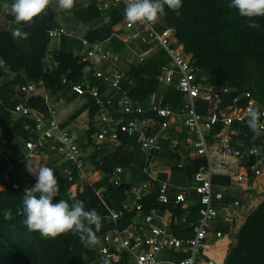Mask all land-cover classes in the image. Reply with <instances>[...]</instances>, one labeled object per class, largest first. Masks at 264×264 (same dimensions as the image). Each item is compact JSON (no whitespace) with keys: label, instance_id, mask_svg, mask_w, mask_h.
I'll return each instance as SVG.
<instances>
[{"label":"trees","instance_id":"obj_1","mask_svg":"<svg viewBox=\"0 0 264 264\" xmlns=\"http://www.w3.org/2000/svg\"><path fill=\"white\" fill-rule=\"evenodd\" d=\"M96 3L97 0H76L75 6L70 11L62 12L73 23L85 27L82 36L87 41L94 42L108 38V46L123 54V43L115 37H110L112 26L123 18L122 7L111 6L98 10ZM230 3L231 0H182L180 17L165 7L166 14L156 25L172 29L184 52L191 54L192 64L207 74L212 84L228 85L235 89L225 97L226 102L234 95L247 93V97L239 98L238 105L245 106L252 101L254 107L264 108V17L253 18L250 21L249 18L240 16L237 9L230 8ZM5 18L11 22L14 19L10 13L5 14ZM250 22H255L259 27L250 28L248 26ZM16 26L22 27L23 31L30 34L27 39H14L11 28L0 27V60L4 64V71L0 69V172L8 165H17L21 162L25 152L21 141L32 136L26 127H30L32 121L23 116L13 117L10 112L13 105L21 102L29 108L44 111V104L39 96L31 94L22 98L14 94V87L30 83L37 85L40 82L41 86L51 94L60 92L68 100H81L69 92L68 85L80 82L84 78V72L91 69L88 63L80 59V46L76 37L62 34L49 46L51 39L47 36V31L61 26L58 24L57 11L54 7H49L46 13L31 24ZM165 63L163 53L156 52L141 62L129 65L125 75L134 79L135 84L128 88V95L143 104L148 93L161 91L163 103L172 110H178L180 94L171 84L162 85L156 77L159 67ZM86 78L94 82L91 75ZM109 94L112 98V115L119 117V113L115 111L118 94L112 92ZM196 109L204 114L205 103L198 101ZM84 110L88 123L84 131L85 140L79 142L78 146L84 152L85 147L91 148L81 159L89 164L91 171L99 172L100 177L92 183L83 184L80 190L71 196L68 188L79 181L75 166L68 161H61V164L57 165L50 160L45 161L44 165L52 168L59 179L60 195L54 197L53 202L64 199L72 203L74 197L82 200L87 210L95 209L102 218V227L96 233L99 235L113 228L117 230L126 228L134 214L133 210L123 206L127 200V191L129 187L146 180L147 177L141 171L143 158L135 135L120 133L118 144L113 146L94 143L92 136L96 128L93 116L96 105L89 97L81 101L59 126L64 127ZM247 118L241 123L232 124L242 144L264 142V130L259 135L253 133L247 126ZM218 129L219 125H216L211 130L215 132ZM17 140L20 141V146L16 145ZM56 144V141L48 140L41 150L47 157L56 155ZM169 144L170 140H163L160 152L157 153L165 158L174 182H177L178 173L190 176L197 168L205 165L204 157L192 159L184 157L180 167H177L180 156L176 149L173 151L169 149ZM116 166L121 167L123 172L129 171L128 179L122 176L118 184L114 181ZM63 168L71 170L70 179L62 172ZM16 169L8 172L7 180H1L0 264H103L93 248L84 247L78 235L69 232L50 239L27 229L23 223L25 216L18 214L17 210L22 209L23 194L26 189L34 186L36 178L31 177L26 171L16 172ZM12 172L14 173L11 174ZM250 179L249 173V182ZM211 182L214 186H225L229 184V178L224 175H213ZM12 184H16V187ZM96 189L101 190L103 202L107 207L120 211L115 222L104 219L106 210L94 193ZM155 194V187H152L141 199V212H146L150 207H156L159 211L169 208L185 220L184 223L172 226L170 231L178 237L190 236L191 228L188 223L196 218V204L189 205L187 209H181L178 205L171 207L168 204L157 203ZM233 199L234 196H224L225 201ZM4 209L12 210L13 219H4ZM216 228L226 232L228 227L219 224ZM224 253L225 249L221 251L220 263ZM120 264H125L122 256ZM221 264H264V196L244 216L234 235V242L227 248Z\"/></svg>","mask_w":264,"mask_h":264},{"label":"built area","instance_id":"obj_2","mask_svg":"<svg viewBox=\"0 0 264 264\" xmlns=\"http://www.w3.org/2000/svg\"><path fill=\"white\" fill-rule=\"evenodd\" d=\"M111 6L122 7L123 18L112 27L110 37L121 41L130 55L124 65L121 63V56L108 46V38L89 42L82 35L67 32L61 26L47 31L51 40L62 34L76 37L81 61L91 66L89 71L84 72V78L80 82L70 83L68 86L69 92L81 101L89 97L96 105L93 116L96 128L92 136L94 143L113 146L118 144L120 133L135 135L143 158L141 171L147 179L129 187L127 200L123 205L134 211L129 224L124 229L113 228L97 235L99 243L93 249L102 262L107 260V264H120L121 256L125 264H217L205 253L206 239L209 235H213L214 240L221 237L222 232L216 228L217 225L225 224L229 229L243 218L241 212L250 206L251 199L246 195L247 204L243 207L239 194L243 195L249 189L252 179L264 178V142L243 145L237 130L232 127V124L241 123L247 118L248 109L254 107L252 101L245 106L238 105L240 97L248 96L247 93H242L230 97L226 102L225 97L235 89L228 85L206 82L202 71L192 64L191 54L185 53L182 45L177 42L172 29L159 27L156 23H127L124 19L125 0H98L96 3L98 10ZM120 29L121 33L118 32ZM156 52H162L166 59V63L159 67L156 77L162 85L171 84L180 94L178 110H172L164 104L159 92L148 93L143 104L128 95V88L135 84L134 79L125 75L129 65ZM0 69L4 71L1 60ZM88 75L93 77L94 82L86 78ZM110 92L118 94L115 111L119 113V117L112 115ZM57 93L51 94L40 82L37 85L30 83L14 87L15 95L22 98L37 95L44 104V111H37L17 102L10 111L11 114L32 121L30 127L26 126L32 136L23 141L25 152L21 162L45 155L41 149L48 140H54L57 142V157L72 163L76 168L77 178L80 179L83 178L79 163L82 150L68 133V129L59 126L55 100ZM198 101L205 103L204 114L196 109ZM258 109L264 113L263 107ZM175 121H179L188 132L189 136L185 139L188 155L204 157L206 160L204 166L191 173L186 183H173L150 175L154 156L160 150V141L166 138L161 132L152 133L150 127L156 122L159 130H162ZM260 122L264 124V116H261ZM216 125H219V129L211 133ZM263 130L264 128L260 129L259 133ZM61 136L67 142H62L59 139ZM175 145L176 141L171 140L170 149L175 148ZM180 165L179 162L177 167ZM17 167L8 165L0 172L1 188V180L8 179V172ZM62 172L69 179L72 177L70 169L63 168ZM114 173V181L118 184L123 176V169L116 166ZM213 175L227 176L229 184L214 186L211 182ZM154 182L157 203L171 207L178 205L181 209L196 204V218L188 223L191 228L190 236L178 237L170 231L172 226L184 223L185 220L169 208L159 211L156 207H150L146 212H141V199L149 193ZM241 182L245 183V188H236ZM233 185L236 192L231 189ZM12 186L16 187V184ZM76 187L70 193L71 196L80 190ZM94 193L106 210L104 219L115 222L120 211L104 204L100 189H96ZM226 195L234 196V199L225 201Z\"/></svg>","mask_w":264,"mask_h":264},{"label":"clouds","instance_id":"obj_3","mask_svg":"<svg viewBox=\"0 0 264 264\" xmlns=\"http://www.w3.org/2000/svg\"><path fill=\"white\" fill-rule=\"evenodd\" d=\"M76 0H13L9 5H3L5 11L14 17L16 25L31 24L36 18L46 13L49 7L55 3L59 10L70 11L75 6ZM165 7L175 12L180 17L182 0H125L124 19L127 23L155 24L165 13ZM230 8L237 9L239 15L249 18L264 17V0H231ZM250 28H258L255 22H250ZM14 39H27L30 35L23 31L22 27L11 29ZM264 113L256 107H250L247 111V126L259 135L260 129L264 128L260 118ZM62 142H67L61 136ZM26 170L36 177L33 187L26 189L22 199V209L17 213L25 216L23 223L30 232H38L42 237L55 239L62 234L71 232L78 235L85 248H93L98 243L96 233L102 227V218L95 210H87L82 200L72 198V203L60 199L54 203V197L60 195L59 179L55 171L41 163H33L27 160ZM5 220L13 219L11 209H4ZM107 264V260L103 262Z\"/></svg>","mask_w":264,"mask_h":264},{"label":"crops","instance_id":"obj_4","mask_svg":"<svg viewBox=\"0 0 264 264\" xmlns=\"http://www.w3.org/2000/svg\"><path fill=\"white\" fill-rule=\"evenodd\" d=\"M98 1V0H97ZM1 6H3V4L2 5H0V7ZM7 21H9V20H7ZM117 24V23H116ZM115 24V25H116ZM80 25V24H79ZM115 25H113V26H115ZM80 26H82V25H80ZM112 26V27H113ZM83 29L85 30V27L83 26ZM112 30V29H111ZM84 32V31H83ZM118 32L119 33H121L122 32V30L120 29V30H118ZM79 33V32H78ZM76 35H83V33H81V34H76ZM123 50H124V53L123 54H119L118 52H116V53H118L120 56H121V63L124 65L125 64V60L126 59H128L129 58V53H128V51H126L124 48H123ZM125 56V57H124ZM125 60H124V59ZM143 60V59H142ZM139 62H141V61H139ZM134 63H138V62H133L132 64H134ZM128 67V66H127ZM129 68V67H128ZM128 70V69H127ZM202 71V70H201ZM202 74H203V76L205 77V79H206V82H211L210 81V79H209V76L207 75V74H205L203 71H202ZM207 76H208V78H207ZM153 92H158L157 90H155V91H153ZM161 95H162V92L160 91L159 92ZM60 97L58 100L60 101H57V103L58 104H65V105H70L72 102H75L74 100H72V99H66L65 98V96L64 95H62L60 92H58L57 93V96L56 97ZM62 97V98H61ZM117 99H118V96H117ZM117 99H116V102H115V105L117 104ZM162 99H163V95H162ZM77 101H79V102H81V100H79V99H76ZM167 105V104H166ZM58 106V105H57ZM57 114H58V118H59V120H60V122H62L61 120H63L64 119V117L62 116V112H61V110H60V107L58 108L57 107ZM86 114V110H84V111H82L74 120H72L71 122H69L67 125H65V127L68 129V133L72 136V132H71V129H74V127H75V125H77V124H75V122H78V123H80L81 122V120L83 119V117H84V115ZM12 115H15V114H12ZM17 116V115H16ZM82 128H84V126L82 125ZM86 129V128H85ZM150 130H151V132L152 133H156V132H161L166 138L165 139H161V141H160V148H161V143H162V141L163 140H166V139H168V140H175L176 141V145H175V148H173V149H176V152H177V154L180 156V160L178 161V162H180V163H182V161L184 160V157L185 158H188V159H192V158H195V157H190L189 155H188V147H187V143L185 142V139L189 136L188 135V132L186 131V129L181 125V123L179 122V121H175V122H170L169 123V125H168V127L167 128H164V129H162V130H159V127H158V125H156V122L150 127ZM216 132V131H215ZM211 133H214V132H212V130H211ZM73 137V139H74V136H72ZM177 146V147H176ZM170 149V148H169ZM173 149H170L171 151H173ZM158 152H160V151H158ZM43 156H46V154L45 155H43ZM26 163H27V160L26 161H22V162H20L19 164H17V166H19L20 168H22V169H24V167L26 166ZM205 163H206V160H205ZM41 164H43V160L41 161ZM25 165V166H24ZM26 168V167H25ZM25 170V169H24ZM151 173H150V175L151 176H155V177H157L158 179H167L169 182H173L174 183V181L172 180V175H171V173H170V171H169V169H168V166H167V162H166V160H165V158H163L162 156H161V154H159V153H157L156 154V156H154V160H153V165H152V168H151V171H150ZM128 174H129V171L128 170H126L125 172H123V176H124V178L126 179H128ZM159 175H163V177H159ZM177 182L176 183H186L189 179H190V176H187L185 173H178L177 174ZM256 181H258V180H260V178L259 177H257L256 179H255ZM155 182L153 183V187L155 186ZM254 184H249L248 185V193L247 192H244L243 193V195H241V194H239V198H240V200H241V198H243L244 197V195L246 196V195H248L249 194V197H250V199H252L253 201H254V199H255V194L258 196V194L257 193H254L253 192V190H255L254 189ZM234 191L236 192L237 190L236 189H234ZM252 200H250V201H252ZM242 205H243V207H245L246 206V204H247V202H243V203H241ZM248 210V208H244L243 209V211L241 212V214H242V217L244 218V216L246 215V211ZM242 218V219H243ZM238 227V224H236L234 227H232V228H227V231L226 232H222V234H221V236H223V237H220V238H218V239H216V240H214V237H213V235H209L208 236V238H207V240L205 241V245H209V247L211 248L212 246H214L213 247V252H215V254L217 255V256H219L220 254H221V251L222 250H224V246H225V253H226V251H227V245L229 244V242L230 241H232L233 239H234V236L233 235H235V233H236V228ZM229 234H231L232 235V238L231 239H229L228 237H229ZM209 240H211V243L209 242ZM209 242V243H208ZM224 242H228L227 244H224V245H222V246H220V250H217V248H218V246L220 245V243L221 244H223ZM217 243H219V244H217ZM205 248V247H204ZM225 253H224V255H223V258H224V256H225ZM216 256V257H217ZM223 258H222V261H223ZM221 261V262H222ZM219 262V261H218ZM221 264V263H220Z\"/></svg>","mask_w":264,"mask_h":264},{"label":"rangeland","instance_id":"obj_5","mask_svg":"<svg viewBox=\"0 0 264 264\" xmlns=\"http://www.w3.org/2000/svg\"><path fill=\"white\" fill-rule=\"evenodd\" d=\"M12 2H13V0H0V5H2V4L4 5L5 3H7V4L10 5ZM51 7H54L56 9V11H57L58 24H60L65 30H67L69 32H73L75 34H81V33H83V31H84L83 26H80L79 23H73L67 17V15L62 12V10H59L58 9V6L55 3H53V5ZM8 13H10V12L5 11V9H4L3 6L0 7V27H6V28L9 27L11 29H14L17 26L13 22L7 21V19L5 18V14H8ZM54 42H55L54 39L51 40L49 42V46H51ZM207 78H208V76H207ZM59 98L60 97L58 96V97L55 98V100L56 101H59L58 100ZM74 101L75 102H72L70 105H65V104H61V103L58 104L57 103V105H58L57 107L58 108L60 107V110L62 112V116L64 117V119L61 120V121H64L71 114V112L80 104L79 101H77V100H74ZM13 117H17V116L16 115H13ZM87 123H88V118H87V115L85 114L84 117H83V119L81 120V122L80 123L75 122V124H77V125H75L74 129H71L72 136H74V141L77 144L79 142H84V140H85V138H84L85 137V132L84 131H85V128L87 127ZM82 125L84 126V128H82ZM21 142L23 143V141H21ZM16 145L20 146V141L19 140L16 141ZM90 148H91L90 146L85 147V152H84V150L81 152L82 153V157H84L86 155V152L89 151ZM42 160H43V164H44L45 161L50 160V161H53L54 163H56L57 165H60L61 164V161H62L60 158L57 157V155H51V156H48V157L47 156H41L39 158H33V159H31V161L33 163H37V162L38 163H41ZM79 163H80V170L82 171V175H83L82 177L83 178H80L78 182L74 183L73 185H71L68 188V191L70 193L74 192V188L76 187V185L80 189L83 184H85V183H92V182L96 181L100 177V173L99 172H97V171H91L90 170V166H89V164L87 162H83L82 159H81L79 161ZM25 167H24V169H25L24 170V169H22V168H20L18 166V169H16L17 170L16 172H23V171L28 172ZM13 173L14 172H12L11 174H13ZM30 176L36 178L32 174H30ZM259 178H260V180H258V181L255 180L256 178L252 179V181H251L252 184H254V186H255L254 187L255 190H253V192L254 193H257L258 196L255 194L254 195L255 196L254 201L251 199L252 201L250 202V206L248 207V210L246 211V213H248V211H250L253 207H255L263 199V196H264V178H262V177H259ZM5 179H7V178H5ZM234 187H235L234 185L231 186V189H234ZM237 187H244L245 188V183L244 182H241V184H239L238 186H236V188ZM0 189H1V187H0ZM246 192L248 193V190ZM244 197H245V195H244ZM246 198L247 197H245V199L241 198L242 199L241 202L242 203L245 202ZM248 205H249V203H248ZM242 221H243V219H240V221L237 223L238 224V227L242 223ZM237 228H236V230H237ZM228 238L231 239L232 238V235L229 234V237ZM209 242L211 243V240H209ZM233 242H234V239L229 242V244L227 245V247H230ZM225 246L223 247L224 249H225ZM213 247L214 246L211 247L212 250H213ZM218 263L220 264V261ZM95 264H97V263H95Z\"/></svg>","mask_w":264,"mask_h":264},{"label":"bare ground","instance_id":"obj_6","mask_svg":"<svg viewBox=\"0 0 264 264\" xmlns=\"http://www.w3.org/2000/svg\"><path fill=\"white\" fill-rule=\"evenodd\" d=\"M228 242H224L223 244L220 243V245L218 246L217 250H220V246L224 245V244H227ZM219 244V243H217ZM205 253L212 259L214 260L217 264H218V261L220 259V256L221 254L216 257L217 255L215 254V252L212 251V249L209 247V245H205Z\"/></svg>","mask_w":264,"mask_h":264}]
</instances>
